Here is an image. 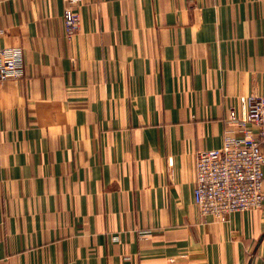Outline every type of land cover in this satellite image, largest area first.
<instances>
[{"label": "crops", "instance_id": "crops-1", "mask_svg": "<svg viewBox=\"0 0 264 264\" xmlns=\"http://www.w3.org/2000/svg\"><path fill=\"white\" fill-rule=\"evenodd\" d=\"M0 0V264H262L264 204L193 202L195 156L264 91V0Z\"/></svg>", "mask_w": 264, "mask_h": 264}, {"label": "built area", "instance_id": "built-area-1", "mask_svg": "<svg viewBox=\"0 0 264 264\" xmlns=\"http://www.w3.org/2000/svg\"><path fill=\"white\" fill-rule=\"evenodd\" d=\"M61 1L67 5L64 31L70 38L79 31L80 18L74 9L81 0ZM23 75V50L0 47V81ZM226 124L222 146L195 156L193 202L202 216L216 221L264 204V91L248 98L244 117L231 111Z\"/></svg>", "mask_w": 264, "mask_h": 264}]
</instances>
